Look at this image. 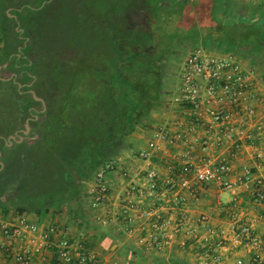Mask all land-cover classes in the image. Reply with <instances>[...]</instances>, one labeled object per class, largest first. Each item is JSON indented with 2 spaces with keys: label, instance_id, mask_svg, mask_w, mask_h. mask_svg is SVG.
<instances>
[{
  "label": "built area",
  "instance_id": "1",
  "mask_svg": "<svg viewBox=\"0 0 264 264\" xmlns=\"http://www.w3.org/2000/svg\"><path fill=\"white\" fill-rule=\"evenodd\" d=\"M253 99L255 92L249 76L239 64L201 48L188 55L172 97L181 117L175 127L154 130L147 147L140 153L142 160L150 162L156 156L165 155V147L170 145L181 150L177 153L183 163L177 166L173 158L167 159L165 174L156 168L147 169L143 183L131 181L121 196L124 208L128 209L126 215L134 210L142 221L140 230L146 235L140 243L145 250L163 253L172 243L174 225L176 231L196 241L203 240L204 236L208 244L211 238L216 242L225 239L226 232L209 224L205 215L200 219V226L186 223L188 206L199 197L202 186L216 184L228 192L241 186L250 187L253 205L264 206L263 183L255 179L251 168L243 167L237 179H231L232 160L241 153L243 140L250 146L257 145L258 135L246 130L255 115L249 105ZM196 147L204 155H196ZM216 147L222 152L214 153ZM257 159L264 164V152H258ZM114 170V166H106L97 171L90 189L94 207L106 206L112 200L108 181ZM129 172L124 178L132 175ZM161 183L165 184L164 189ZM140 199L143 200L141 207L137 202ZM147 200L153 202V207L145 208ZM158 200L163 202L156 204ZM172 213L176 216L173 222L169 217ZM259 217L264 221V212ZM231 229L234 243L248 252L251 264H264V235H259L250 225L233 224ZM86 239L83 233L73 236L71 228L58 221L39 224L28 214L11 210L5 215L0 211V264H104L97 251L86 247ZM223 257L212 250L200 264H224ZM234 264H245L244 257L236 258Z\"/></svg>",
  "mask_w": 264,
  "mask_h": 264
},
{
  "label": "rangeland",
  "instance_id": "2",
  "mask_svg": "<svg viewBox=\"0 0 264 264\" xmlns=\"http://www.w3.org/2000/svg\"><path fill=\"white\" fill-rule=\"evenodd\" d=\"M84 1L85 4L84 3L82 4V2L79 3V0H18L19 3L17 6L15 5V2L13 3L12 1L10 5L7 4L4 8L3 13L4 15L7 14L8 18L7 20L5 18L1 20L0 26L4 25L7 29V32L10 31V33L14 31V25H11L12 20L16 24L20 23L22 24V26H25L26 32L25 34L19 35L17 42L20 43L21 46L23 45L24 47L27 46V44L29 45L31 44L30 42L28 43V41L37 40L36 41L37 44L33 46L35 50L34 52L35 55L38 56L39 59L43 57L50 59L48 65L46 67H42L41 70H39V73H37L38 76L42 75L43 77L46 76L53 77L54 79H58L61 85L64 84V85L73 86L76 82H78L79 95L85 94V97L88 98L90 97V93H89L90 91H85L88 82H90V85L92 86L100 85L99 82H101L102 80H110L113 77L112 75L115 76V72L113 68L110 69V72H108L107 71L108 69L106 70L105 68L99 71L100 69L95 65L96 62L94 61L93 64L91 65V62L88 60V56H87L88 54L86 53L85 55V52L86 51L92 52L90 57L93 58L97 48L103 49L104 47L106 50L109 49L106 48L108 47L106 43L111 42L109 37L110 36L112 37V34H115L117 29L118 30L123 29L122 27H124L123 24L125 25L124 22L126 20H122V19L124 18L126 13H129L130 11L128 10L129 6H127L126 1L124 0H84ZM151 1L152 3L156 2L155 0H151ZM75 4H78L79 6L78 10H80L81 5H83V8H87L93 12L91 13L92 15L95 14L96 16H98L96 18L99 21L98 22L99 26H94V24H91L90 27L84 30L85 27L84 22L86 18H84V16L80 13H79V18L77 15L74 14L73 10L75 9L74 8ZM216 5L217 4L215 3V0H202L198 8H195L197 12L203 11L202 13H204L201 17L200 23H197L195 19L193 21V17L191 15L190 17L186 16V18H184L183 20L180 19L175 21L173 19V21L167 20L166 23L164 22L165 27L163 29V32H165L166 34L163 33L165 35V36L163 35V38L167 40V42H165L164 48L162 49L160 54L163 55L165 51L168 50L167 48H169V45L167 43L169 41L171 45L175 48L172 56L165 64V68L163 70V74H162L163 90L161 93V97L159 99L158 106L155 107L148 116L147 123L145 124L142 123L139 127H137L134 133H132L127 138H125L124 144L122 145V147H120L119 151H117L116 155L112 157L113 160L111 161V163L107 164V166L110 167L116 166L114 167L115 168L114 172L116 171L120 172V175L123 176V178H124V174L127 171L132 172L133 176H136L138 174L140 176L143 175L145 176V174L147 173V169H153V168H156L158 169V171L162 172V174L163 173L165 174V165H166L165 159L171 160V158L167 156L172 155L171 156L172 158L173 156H178L179 157L178 161L181 164L183 163L182 156L177 153L181 150H176L173 149V147H171L170 145H166L165 147L166 154L163 155L162 157L163 160H161L163 162L161 163L159 162L162 165L158 166L157 168V166L154 165L152 161L153 159H151L150 162H146L142 160L140 155L141 150L138 149V147L142 145V142L146 141V139H148L149 136L151 138L152 132L154 130L159 129L162 126L173 125L169 123L168 125L163 124L161 126V124H159L161 122L160 119L161 117H167V116L170 117L172 112H174L175 110L177 111L175 105H173L174 103L172 101V97L175 94L176 87L180 79V73L184 69V63L188 55L193 51H195L196 49H200V48L204 49V46L213 43L216 44L215 38L214 37L212 38L211 32L209 31L207 32V29L205 28L206 23H208V25L212 24L214 17L210 16V14L211 11L215 10ZM118 8H122L121 13L118 12L117 10ZM243 8L244 7H242V9ZM86 13L87 12L84 10V14ZM115 14L116 15L121 14V15L120 16L118 15L119 17H117L114 16ZM4 15L2 16L4 17ZM159 16H163V15H159ZM174 17L178 18L179 16L174 15ZM134 19L136 20V18ZM78 20L79 22L80 20H82V23H79ZM130 21H132L131 18ZM100 24H102V26L104 27L101 28ZM76 34L78 35L81 41L80 44L79 43L77 44L76 40H74V36ZM7 41L8 40H4L2 38L0 33V49L3 48L4 44H6ZM10 42L14 44V51H15L14 41L9 40V43ZM71 47H74L75 51H78L80 54L85 55L86 59L81 60L79 57H77L78 54H75L74 56L71 54L68 55L64 51L61 53L62 62L60 64L59 61H57L58 59H56L55 57V54L58 55V51H59L58 49L62 48L66 50ZM34 53H32L31 56H33ZM71 57H73L72 60H70ZM102 58H104V55L102 56ZM104 60L109 68H110V64L112 65L114 63L112 61V58L108 59L106 57V59ZM63 62H66L65 66L62 65ZM77 63L86 64V66L88 67L81 73L79 71H76L75 69L76 68L75 65ZM69 70H73L74 72H70ZM82 74L84 75L81 76ZM119 86L121 87V85L118 82L117 84L114 85L116 89H118ZM17 90H19V87L17 89L13 87L12 89L10 88L8 92L11 96H14V101L10 99V106L8 103H5L6 98L0 96L1 97L0 98V134H5L9 132L10 129L15 128L17 126V123L20 121V117L25 115L24 110H22V108L19 107L21 106V104L20 105L16 104L18 103L16 100L17 97H15L16 95H18ZM131 93H132L131 90H128L127 93L128 95L127 94L119 95L117 101L119 100L121 103H126V101L131 102V100L128 99V96L131 97ZM1 99L3 100V103ZM75 99L77 100V98H74V100ZM70 104L71 106H68L70 109L68 108L69 110H67V113L65 115L66 120L77 121L78 116L76 115L80 114L79 113L80 111L79 112L75 111V109H77L76 101ZM83 115L86 121H88L87 119L89 118L92 119L91 114L89 115L88 113L87 115V109L83 111ZM175 115L177 116V114ZM30 123L31 125H33L32 122ZM33 132L37 133L35 130H33ZM70 134L73 135V132H70ZM23 137L24 136H22L21 138ZM137 139H139L138 147H136L131 142V140L133 141ZM2 142L3 140H0L1 150H3ZM13 143H14L13 148L11 149L4 148V152L6 153V155L0 161V200H1V192L13 191L10 192L9 194L14 196V199L17 200V198H19L20 201L24 202V203L22 202L20 203L21 206L30 209L33 208L38 209L40 203L43 202L41 201V199L44 200V198H46L47 190L45 189L52 190L54 188V185H57V188H59V183L64 182V180L57 178V176L61 175L59 172L60 170H62L63 166L59 161L53 160L54 158L51 157L52 153L49 150L50 148H53L54 145L56 146V142H54V139H52L51 136L47 135L45 141L38 142L37 140L32 144H28V141L25 142L23 141V143L22 141L19 142L15 141ZM74 143H75L74 139L71 138V135H69L66 140V145L70 148H74L75 147ZM213 150L216 151L218 149L216 147ZM195 152H201V148L196 147ZM26 153L32 154L33 156L31 158H28V156L25 155ZM128 154H130L131 157H134L135 162L137 163L136 164L127 163L126 166L122 164L120 165L119 164L120 161L117 160V158L123 156L127 157ZM150 163L151 165H149ZM46 165H47L46 167L47 171H51L57 174V175H53L52 179L46 178L44 176L46 172L44 169L45 167L43 168V166ZM138 178L137 177L130 178V180L133 179L137 180ZM111 180H113L112 177L108 181L110 185H112ZM93 183H95V176H93L91 180L86 182V184L83 187V191L80 194V200H81L80 203L83 204L82 216L83 218H86V223H90V225L93 224V227H90L88 225L81 226V228H84V231L83 232L81 231V233L85 234L87 232L89 235H91V233L93 232L100 231V226L98 225V222L102 220H106L107 223L104 225H106L107 227L111 225L109 219L111 216L107 217L111 214L110 212L107 213L106 208L108 204L100 208L93 206V202L91 199L92 195L90 194V189ZM161 188L163 189L165 188V186ZM251 194L252 191L251 189H249L248 195L251 196ZM3 198H4L3 201H6L7 198L5 197V195L3 196ZM51 200H53V198L50 199L47 204L50 206L51 209L53 210L55 208L56 209L53 214H50L52 215V217L49 216L47 219H53L54 221H58L59 223L65 226H69L71 228L72 235L77 237L78 235L77 230H79L78 229L79 224L80 222L85 221V219H82L81 210L77 209L78 207L74 205V203H70V204L66 203L64 205L65 208L63 207L60 208L58 207L60 204H58L55 200L54 202ZM139 201L143 202V200L141 199ZM161 201L162 200H158L156 204L161 203ZM7 204L10 205V203L8 202ZM120 204L124 205V203H120ZM152 205L153 202L151 200L150 201L147 200L146 203H144L146 209H148V207L150 208ZM251 205L254 206L253 204ZM254 207L260 208L256 206ZM64 209L68 210L67 213H65ZM127 210L128 209L124 208L125 211L124 216H126ZM137 214L138 213L135 212L134 210H129L127 213V217L129 220L131 219L130 221H134V223H139V227H137L136 229L140 230V225L142 224V221L136 217ZM78 216L79 218H77ZM169 217L172 222L176 221V216L174 213L169 214ZM95 219L97 220V224L94 223ZM118 222H120V220ZM225 238H227V236H225ZM222 241L224 242L226 240L221 239L218 240L217 243L219 244V242ZM140 245L143 246L141 243Z\"/></svg>",
  "mask_w": 264,
  "mask_h": 264
},
{
  "label": "trees",
  "instance_id": "3",
  "mask_svg": "<svg viewBox=\"0 0 264 264\" xmlns=\"http://www.w3.org/2000/svg\"><path fill=\"white\" fill-rule=\"evenodd\" d=\"M155 1V3H152L151 0L126 1L127 6H129V13L133 14L134 26L132 28H126L123 24V29H117L115 34L109 37L111 42L106 43L108 46L106 48L109 49L106 50L104 47L101 49V63L97 65L100 69L99 71L105 68L110 72V69L113 68L115 76L112 75L113 77L110 80H102L99 82L100 85L96 86H92L90 82H88L87 88H85V91H90V97L88 98L85 97V94H80V97L78 82L75 83L76 85L74 84L71 86V88L74 89V91L72 90L74 92L73 95L75 94V97L77 96L78 99V108H82V112L87 109V114L90 113L94 122H96L95 127H91V131L96 130L98 132L95 134L92 133L94 137H92L93 139L88 138L86 140L88 143L77 144L75 142L74 148L68 147L66 143L63 146H57V140H54L56 146L54 145L53 150H55V152L59 151L60 153H64V149L66 151V148L68 151H74L78 147L79 153H81L82 156L68 163L74 166L77 165L78 176L85 181L92 179L94 174L99 171L101 167L111 163L113 160L112 157H114L120 147H122L125 138L134 133L137 127L142 123H147L148 116L152 110L158 106L163 90V70L175 48L169 41L167 43L169 45V48H167L168 50L165 51L163 55L160 54L164 48L165 42H167V40L163 38V35L166 34L163 32L165 27L164 22L166 23L167 20L173 21V19L175 21L180 19L183 20L186 16L190 17L191 15L193 21L195 19L197 23H200L201 17L204 14L202 13L203 11L197 12L195 10L202 0ZM11 2L12 0H0V21L4 18L7 20V14L4 15L3 11L5 6L7 4L10 5ZM215 3L217 5L215 10L211 11L210 16L214 17L213 20L215 23L218 22V27L216 26L214 32H211L212 38H215L217 45L229 40H232L233 43V41L236 40L235 34H229L227 32L228 26L221 25L222 21L219 20L221 19L220 2L219 0H215ZM117 10L119 13L122 12V8H118ZM129 13H126V15ZM225 13L226 16L229 17V22L232 24L234 30L241 32L240 34L236 33L239 34L238 39H240V41L237 42L239 46L236 48L242 49V46H247L245 49L251 52L250 54L253 56H264V8L254 12L251 17L250 15H246L239 18L240 21L236 22L237 24L234 22L236 19L233 16V12ZM2 15H4V17ZM118 15L120 16L121 14ZM174 15L179 17L175 18ZM143 16L147 17V21H144V19L139 21L140 18H144ZM233 17L234 20L231 21ZM134 18H136V20ZM139 23L144 25H139ZM0 33L4 40H8L3 48L0 49V96L6 98L7 101L5 100V103H8L10 106V99L14 101V96L8 93L10 88L12 89L15 87L17 89V82L26 84L32 79L29 76H24L23 79L15 78V81L13 77V75L20 74L28 67V65H26L27 60L23 61L22 67H18V50L15 48L14 51V45L11 42L9 43V40L15 41V37L18 36L19 33L7 32L3 26H0ZM103 55L104 58H102ZM105 56L108 59L112 58L114 62L112 65L110 64V68L104 60L106 59ZM83 75L84 74L81 76ZM8 78L11 79L8 80ZM56 80L59 82L58 79ZM117 82L121 85L118 89L114 87ZM128 90L132 92L131 97L128 96L131 102L126 101V103H121L119 100L117 101L118 96L127 94ZM17 93L18 95L15 97H17L16 100L18 103L16 104L22 105V103L19 102L22 96L19 94L18 90ZM30 100H33V98H30ZM1 101L3 103L2 99ZM66 158L68 159V157ZM85 165H89L88 170L90 171L87 173L83 170ZM69 180L75 182L76 178ZM76 188V185L66 183L62 185L60 191L62 192L64 190L67 194H70V203H74V205L78 203L79 206H81V201L79 202L76 198L79 192ZM51 197V195H46V198L40 203L38 209L26 208L19 203L13 204V206H7L0 200V210L3 211L5 215L12 209L20 214L37 213L39 216L46 217L50 209L46 207L47 204H45V201ZM54 200L60 204V208L63 207L62 205L65 201L63 198H53V201ZM127 253H130L132 257L139 256V253L135 252L132 248L127 249ZM174 264H178V262L176 261Z\"/></svg>",
  "mask_w": 264,
  "mask_h": 264
},
{
  "label": "crops",
  "instance_id": "4",
  "mask_svg": "<svg viewBox=\"0 0 264 264\" xmlns=\"http://www.w3.org/2000/svg\"><path fill=\"white\" fill-rule=\"evenodd\" d=\"M219 2L221 12V19L219 20L222 21L221 25H227V32L229 34H235L234 36L236 40H234L233 43L232 40H229L219 45L213 43L204 46V49L209 54L234 61L241 66L245 74H248L250 85L255 92V99L249 101V105L254 108L255 115L250 120V123L248 124V127H246V130H249L251 134L258 135L257 145H255L254 147L250 146L246 140H243V149L241 153L237 158L232 160L234 172L231 179H237L241 169L243 167H249L252 169L255 179L261 180L264 186V164H262V162L257 159L258 152H264V56H253L252 54H250L251 52L245 49V47L247 46H242V49L236 48L237 46H239L237 45V42L240 41V39H238V36L241 32L234 30L232 24H230L229 22V17H227L225 13L233 12V16L235 17L236 21L234 20V17L233 19H231V21L234 20L235 24H237L236 22L240 21L239 18L246 15H250L251 17L254 12L264 8V0H219ZM242 7L244 8L242 9ZM216 26L218 27V22L215 23L213 20L212 24L210 25L206 23L205 28L207 29V32H214ZM175 114H177V116ZM180 117L181 111L175 110L174 112H172L170 117H161V122L159 124H161L162 126L163 124L168 125L170 123L173 125H169V127H175V124L180 119ZM149 140L150 136L148 137V139H146V141L142 142V145L140 146L138 145L139 139L133 141L131 140V142L136 147L139 146L138 149L142 151L143 149H145ZM217 149L218 150L216 151L213 150V152H222L221 148L217 147ZM195 154L204 155V152L201 150V152H195ZM171 156H169V158H172ZM162 157L163 156H156L152 160L157 168L158 166L162 165L160 164L161 162H163L161 161L163 160ZM173 159L177 166L181 165V163L178 161V156H173ZM117 160L120 161V165L122 164L125 166L127 163H137L135 162V158L131 157L130 154H128L127 157H118ZM166 160L167 159H165V162ZM96 173L94 176H96ZM111 177L113 178V180H111L112 200L109 202L106 208L107 213L110 212L112 214L107 216H111L109 218L111 225L107 227L100 221L98 222L100 231L93 232L91 233V235H89L87 232L85 233V236L87 238L85 242L86 247L90 250L97 251L100 254L102 262H104V264H174V262L176 261L178 262V264H200L201 260L206 256V254H208L212 250L224 255V264H234L236 258L239 257H244L245 264H251L250 255L248 254V252L245 251L242 247H238L234 243V235L232 234L233 231L231 229L233 224L237 225L238 227L242 225H250L256 230L259 235H264V221L259 217L260 213L264 212V206L255 208L251 205L253 204L252 195H248L249 189H251L250 187L241 186L236 190L228 192L222 190L216 184L202 186V188L200 189L199 197L195 200H192L188 206L186 212V223L188 226H200V219L203 215H205L208 218L209 224H211L217 230L226 232V241H222L218 244L215 238H211V242L208 244L204 241L206 236L203 237V240L199 239L198 241H196L192 238H187L183 234V232L176 231V227L174 225L172 229L171 245L163 253H158L155 251H147L145 250L144 246L140 245V239L142 238V236H145L146 233L136 229L137 227H139V223L130 221L127 215L124 216V205L120 204L122 203L121 196L125 195L129 183L131 181H135L138 184H142L144 175H130L129 177L131 178L140 177L137 180H130V178H123V176L120 175V172L116 171L112 173L110 178ZM164 186L165 184L161 183V187ZM48 194L49 193H47V195ZM51 196V198H48L45 201V204H47L49 200L54 197L53 195ZM77 199L79 202L81 201L80 196ZM137 202L140 207L143 205V203L139 202V200H137ZM66 203L70 204L69 201L65 200L62 205L63 208H65L64 205ZM80 204L81 206H79L78 203H76L75 205L78 207L77 209L81 210L82 216L83 204ZM46 207L50 209V212L46 217L42 218V216H39L37 213H31L28 215L37 220L39 224H43L48 220L54 221L53 219L47 218L49 216L52 217V215L50 214H53L56 208L53 210L48 204ZM64 210L65 213H67L68 210ZM77 218H79V216ZM82 219H85V221L80 222L78 228L79 230H77L78 235L79 233H81V231H84V228H81V226L88 225L90 227H93V224L90 225V223H86V218H83V216ZM119 220L120 222H118ZM94 223L97 224L96 219L94 220ZM129 248H132L135 252L139 253V256L132 257L130 253L128 254L127 249Z\"/></svg>",
  "mask_w": 264,
  "mask_h": 264
},
{
  "label": "flooded vegetation",
  "instance_id": "5",
  "mask_svg": "<svg viewBox=\"0 0 264 264\" xmlns=\"http://www.w3.org/2000/svg\"><path fill=\"white\" fill-rule=\"evenodd\" d=\"M12 1H13V3L15 2L16 6L19 3L18 0H12ZM126 1L128 2L130 0H126ZM81 2H82V4L83 3L85 4L84 0H79V3H81ZM78 4H75V6H74L75 9L73 10V12L75 15L78 16V18H79V13L82 14L84 16V18H86V20L84 22L85 27L83 24L84 30H86L88 27H90L91 24H94V26H99L98 25L99 21L96 18L98 16H96L95 14L92 15L91 13H93V12L87 8H83V5H81L80 10H78V7H79ZM16 6H15V8H16ZM84 10L87 12L86 14H84ZM81 11H82V13H81ZM114 16L119 17L118 14L117 15L115 14ZM132 17H133V14L129 13L128 15H125L124 18L122 19V20H126L124 22L126 28H132L134 26V24H132L133 23ZM143 17L144 18H140L139 21H141L143 19H144V21H147V17L146 16H143ZM130 18L132 21H130ZM83 21H84V19H83ZM78 22H79V20H78ZM79 23H82V20H80ZM11 25H14V31L13 32H18L19 35L25 34L26 27L22 26V24H20V23L16 24L12 20ZM139 25H142V24L139 23ZM3 27L5 30H7L4 25H3ZM100 27L102 28L104 26H102V24H100ZM16 29H17V31H16ZM19 35L15 37L16 39H14L15 40L14 41L15 48L18 50V60H19V66L18 67H22L23 61H25V60H27L26 65H28V67L26 69H24L20 74L13 75V77H14V79L15 78L16 79L17 78L23 79L24 76H26V77L29 76L32 80L28 81L26 84H21L20 82H17V85L19 87L18 92L22 96V98L19 101L20 103H22V105L19 107H21L22 110H24L25 115H23V116L21 115L22 117H20V121L17 123V126L15 128L10 129L9 132L6 131L7 133H5V134H0V140H3V142H2L3 150L0 149V161L6 155V153L4 152V148L5 149L13 148L14 147L13 142H15V141H18V142L22 141V143H23V141L24 142L28 141V144H32L33 142H36L37 140H38V142L45 141L47 138V135H48V136H51L52 139L57 140V143H58L57 146H61V145L63 146L66 143L68 136L71 135V138H73L77 144L88 143L86 140L88 138L93 139L92 138V137H94L93 134L98 132L96 130L91 131V127H95L96 122H94L93 118L87 119L88 121H86V119H84L82 108L77 107L78 99L74 100V98H77V96L75 97V94L73 95L74 89L71 88L70 85H64V84L61 85L60 82H58L53 77H47V76L43 77L42 75L38 76L37 73H39V70H41L42 67H46L48 65L50 59H47L45 57L39 59V57L35 55V53H34L35 50H34L33 46L35 44H37V42H36L37 40L36 41L35 40L28 41V43L29 42L31 43L30 44L31 46L29 44H27V46H24V47H23V45L21 46L20 43L17 42ZM74 40H76L77 44L81 43L77 34L74 36ZM58 50H59L58 55L55 54V57H56V59H58L57 61H59L60 64L62 62L61 53L64 51L68 55L71 54L74 56L75 54H78L77 57H79L81 60L86 59L85 55L87 53L88 54L87 55L88 60L91 62V65L95 61L96 67H97V65H99L101 63V59H100L101 48L96 49V52L94 53L93 58L90 57L92 52L86 51L85 55H83V54H80L78 51H75L74 47L68 48L66 50H64L62 48L58 49ZM32 53H34L33 56H31ZM72 59H73V57H71L70 60H72ZM65 63L66 62H63L62 65L65 66ZM73 63H71V64H73ZM68 65H69V63H68ZM75 66H76V68H75L76 71H79L81 73L88 67V66H86V64H83V63H77ZM69 71L74 72L73 70H69ZM11 78H12V76H11ZM11 78H8V80H10ZM16 79H15V81H16ZM25 88H28V89H25ZM30 98H33V100H30ZM67 99H69V100H67ZM70 99H71V102H70ZM74 101H76V108L78 109V110L75 109V111H77V112L80 111L79 112L80 114L76 115V116H78L77 121H72V120L67 121L65 115L67 113V110L70 109L68 106H71L70 103H72ZM17 107H16V109H17ZM72 110H73V107H72ZM89 115H90V113H89ZM30 122H32L33 125H31ZM33 130H35L37 133H34ZM79 131H81V132H79ZM70 132H73V135L70 134ZM30 135H33V136H30ZM22 136H24V137L21 138ZM15 139H17V140H15ZM49 150L52 153L51 157L54 158L53 160L59 161L61 163V165L63 166L62 170H60V172L58 171L61 175L57 176V178L64 180V182L59 183V188H57V185H54V188L52 189V191H50V189H45V190H47L46 193L49 191L50 195L54 196L53 198L60 197V198H63V200L69 201L71 196L69 194H67V192L64 190L61 192L60 188L62 187L63 184L71 183L72 185L77 186L76 189L79 192H78V195L76 198H78L80 196L81 192L83 191L84 185L88 181H85V180L79 178L77 165L74 166L73 164H69L68 162L73 161L74 159L82 156V154L79 153V148L77 147L74 151H71V150L68 151V149L66 148V151L64 149V153H60L59 151L55 152V150H53V148H50ZM25 155H27L28 158H31L33 156L32 154H29V153H26ZM66 157H68V159ZM45 161H44V164H45ZM46 167H47V165L43 166V168L45 169V172H46V174L44 175L46 178L52 179L53 175H57L51 171H47ZM40 169H42V168H40ZM88 169H89V165L88 166L85 165V168L83 170L85 171V173H87L88 171H90ZM42 174H43V172H42ZM72 178H76V181L73 182V180L72 181L69 180ZM10 192H13V191L1 192V198H3L4 195L7 198L6 201L1 200V202L5 205H9V204H7V202H8V203H10L11 206H13V204L14 205L18 204V203L20 204L22 201H20L19 198H17V200L14 199V196L9 194ZM41 201H43V199H41ZM22 203H24V202H22Z\"/></svg>",
  "mask_w": 264,
  "mask_h": 264
},
{
  "label": "water",
  "instance_id": "6",
  "mask_svg": "<svg viewBox=\"0 0 264 264\" xmlns=\"http://www.w3.org/2000/svg\"><path fill=\"white\" fill-rule=\"evenodd\" d=\"M0 71H1V69H0ZM4 198H1V200H3Z\"/></svg>",
  "mask_w": 264,
  "mask_h": 264
}]
</instances>
